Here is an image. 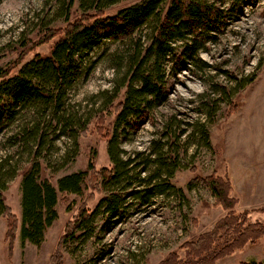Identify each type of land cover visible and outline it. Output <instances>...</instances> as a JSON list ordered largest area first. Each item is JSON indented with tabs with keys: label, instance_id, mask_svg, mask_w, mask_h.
<instances>
[{
	"label": "rangeland",
	"instance_id": "1",
	"mask_svg": "<svg viewBox=\"0 0 264 264\" xmlns=\"http://www.w3.org/2000/svg\"><path fill=\"white\" fill-rule=\"evenodd\" d=\"M141 1L115 0L108 13ZM69 3L2 0L0 70L18 60L26 42L38 40L49 28H64L82 13L84 7L78 0L71 8ZM242 11L216 43L200 52L209 67L178 73L164 102L150 109L144 124L120 136L122 161L134 160L131 179L105 190L85 184L81 194L59 193L58 218L47 228L40 245L23 242L19 232L12 242L6 238L3 207L9 206L20 218V181L33 161L42 164V176L53 183L61 176L86 170L90 162L96 168L111 165L106 140L98 134L93 118L98 110L124 97L125 90L119 86L126 71L111 59L122 53L124 44L102 39L80 52L85 77L67 89L63 111L43 104L26 105L20 111L0 133V264H51L58 252L62 264H162L172 252L180 264H264V235L231 252L223 242L225 237L199 254L195 246L200 236L229 214L246 213L247 224L264 228V0L247 1ZM151 35L152 27L147 26L137 38L148 44ZM55 41L50 39L27 53L13 74L36 54L49 55ZM233 101L238 108L227 116ZM62 112L70 118L64 133V128L57 131V115ZM109 113L107 121L111 122L115 114ZM159 146L162 148L157 150ZM158 155L165 165L156 181L150 179L156 165L149 161ZM144 167L147 169L137 174ZM213 173L231 181L230 196L236 199L231 211L218 205L208 188L190 185L195 175ZM160 179L170 187L142 199ZM136 189L141 190L138 199L130 195ZM114 194L120 199L118 216L110 217L106 203L101 204L92 234L57 249L81 207L93 210L104 196Z\"/></svg>",
	"mask_w": 264,
	"mask_h": 264
},
{
	"label": "trees",
	"instance_id": "2",
	"mask_svg": "<svg viewBox=\"0 0 264 264\" xmlns=\"http://www.w3.org/2000/svg\"><path fill=\"white\" fill-rule=\"evenodd\" d=\"M0 0V5H1ZM75 0H70L69 8ZM89 1V2H88ZM247 1L252 4L257 0H143L138 4L121 7L115 13H108L113 2L107 6L105 0H78L82 13L64 28H49L45 34L34 42H26L18 60L8 68L0 70V133L7 125L17 119L26 105L43 104L55 110H64L65 93L75 82L85 77L78 57L82 50H88L102 39L121 41L124 44L122 53L112 56L117 67L124 69L119 89L125 90L124 97L116 104L112 103L96 112L95 128L100 136L105 138L110 166L96 168L89 163L86 170H79L59 177L55 183L42 176L43 166L33 161L30 167L22 173L20 181L21 216L5 205L3 216L6 221V238L12 242L17 232L23 242L29 241L40 245L47 228L58 218L57 205L59 193L81 194L84 185L93 189H108L128 182L129 171L135 169L134 160L122 161L119 138L130 130H137L144 124L151 108L164 102L173 78L183 71H191L192 67L205 70L209 64L200 56L204 46L216 43L225 32L232 20L243 13ZM96 3V6L94 5ZM110 5V6H109ZM86 7V8H85ZM109 7V8H108ZM92 11V12H89ZM151 26L152 35L145 44L137 34L143 28ZM50 39H56L49 55L35 57L24 63L13 74V70L25 55ZM43 83H48L45 85ZM248 83V82H245ZM244 84H240L242 87ZM119 96V90L115 98ZM238 108L233 101L226 115H231ZM112 111L115 117L111 122L107 116ZM57 131L70 123V118L62 112L57 115ZM84 126L82 132L87 129ZM123 130V132H121ZM36 134V133H35ZM36 138V137H35ZM127 139V138H126ZM38 141L43 142L40 134ZM162 147H158L161 149ZM154 150L153 153L159 151ZM160 156L161 153L159 152ZM159 155L151 158L155 170L150 179L159 178L163 174L165 161ZM132 165V166H131ZM167 165V164H166ZM144 167L137 174L146 170ZM151 185L150 190L142 195V199L155 192H164L165 181ZM151 183V181L149 182ZM130 184V183H129ZM191 186L202 185L208 188L216 203L226 210H232L236 199L230 196L232 188L229 177H219L215 173L207 176L195 175ZM140 189L133 190L131 196L140 198ZM120 199L104 196L95 208L85 206L68 224L61 237L57 249L78 237L89 236L93 232L94 216L101 204L106 203L110 217L118 216ZM247 214H229L218 221L215 227L200 236L195 243L197 253L205 251L210 245H219V238L227 244L228 252L247 242H255L264 235V228L258 223L247 224ZM227 252V253H228ZM212 253V250H211ZM217 255L218 249L213 250ZM59 252L52 256L51 264H62ZM172 252L162 264H180ZM245 264H261L249 262Z\"/></svg>",
	"mask_w": 264,
	"mask_h": 264
}]
</instances>
